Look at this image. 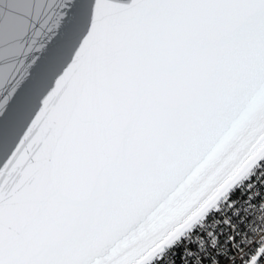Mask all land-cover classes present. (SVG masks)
<instances>
[{"label": "snow or ice", "instance_id": "1", "mask_svg": "<svg viewBox=\"0 0 264 264\" xmlns=\"http://www.w3.org/2000/svg\"><path fill=\"white\" fill-rule=\"evenodd\" d=\"M0 264H264V0H0Z\"/></svg>", "mask_w": 264, "mask_h": 264}]
</instances>
